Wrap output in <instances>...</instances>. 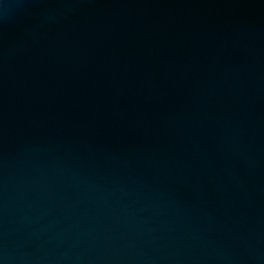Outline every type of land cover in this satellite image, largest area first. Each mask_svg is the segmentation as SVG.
Instances as JSON below:
<instances>
[{"label":"water","instance_id":"95a60500","mask_svg":"<svg viewBox=\"0 0 264 264\" xmlns=\"http://www.w3.org/2000/svg\"><path fill=\"white\" fill-rule=\"evenodd\" d=\"M0 264H264V0H0Z\"/></svg>","mask_w":264,"mask_h":264}]
</instances>
